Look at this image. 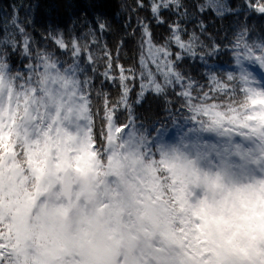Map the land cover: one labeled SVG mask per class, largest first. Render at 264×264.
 <instances>
[{"label":"snow or ice","instance_id":"snow-or-ice-1","mask_svg":"<svg viewBox=\"0 0 264 264\" xmlns=\"http://www.w3.org/2000/svg\"><path fill=\"white\" fill-rule=\"evenodd\" d=\"M245 4L264 15V0ZM195 7L218 16L234 11L226 0ZM182 8V0H135L133 10L150 9L163 24L165 11L187 16ZM138 23L139 75L119 63L116 75L106 45L99 57L73 40L72 62H61L32 47L17 15L11 25L5 19L0 264H264V83L247 67L264 69V33L250 35L241 25L229 42L238 71L199 84L177 64L181 53L197 55L199 37L185 40L186 30L173 22L156 45L148 22ZM53 39L69 48L62 36ZM91 44L99 46L95 38ZM171 45L180 51L174 55ZM218 51L213 45L207 54ZM82 53L93 73L97 60L105 61L99 89ZM13 55L22 66H11ZM137 79V102L147 92L180 88L191 126L175 142L161 138L156 126L137 124L129 103V82ZM104 82L119 85L118 99L103 90ZM121 108L124 122H118Z\"/></svg>","mask_w":264,"mask_h":264},{"label":"trees","instance_id":"trees-1","mask_svg":"<svg viewBox=\"0 0 264 264\" xmlns=\"http://www.w3.org/2000/svg\"><path fill=\"white\" fill-rule=\"evenodd\" d=\"M203 2L204 0H182L186 8L181 11H187L188 15L181 18L175 12L165 11L164 23L160 24L152 17L150 9L134 11L135 0H0V38L4 35L5 19L11 25V18L15 14L24 23L34 49L52 53L61 62L71 63L73 40L81 46L88 45L93 55L99 57H103L101 49L106 45L113 56L114 74L118 75L116 64L119 63L125 68L136 70L139 75L141 28L138 20L148 22L156 45L163 44L169 37V25L179 22L186 30L183 33L184 39L187 40L195 33L201 45L197 47L195 57L181 53L183 58L177 62L179 71L199 84H207L210 75H215L223 81L229 72L238 71L229 51V42L234 39L235 32L241 25L246 24L250 35L264 33V15L249 12L245 0H226L227 5L234 11L223 16H218L211 9L201 13L195 5ZM100 21L106 24V30L103 32L98 29ZM58 36H62L64 42L69 45L67 50L61 49L55 43L53 37ZM93 38L98 41L99 46L91 44ZM213 45H219V51L208 55ZM171 50L174 55L180 51L175 45H171ZM201 55L204 59L200 58ZM24 62L16 55L10 57V64L14 69L22 66ZM80 62L87 68L88 75L93 77L99 89L103 80L101 74L105 68L104 59L97 60L95 73L88 67L84 53L81 54ZM259 72L264 73V69L260 68ZM129 83V103L137 117L138 125L143 123L149 130L151 126H156L160 137L166 142L176 141L191 126L186 119L188 113L182 108L183 100L178 95L179 87L168 89L165 94L147 92L137 102L139 79ZM103 90L109 93L112 99H118V84L104 82ZM236 99L242 100L243 95L237 93ZM95 103L99 106L101 101ZM117 116L118 122L127 120V112L122 108ZM96 123L99 127V117H96ZM152 135L156 136L157 133L153 132Z\"/></svg>","mask_w":264,"mask_h":264},{"label":"rangeland","instance_id":"rangeland-1","mask_svg":"<svg viewBox=\"0 0 264 264\" xmlns=\"http://www.w3.org/2000/svg\"><path fill=\"white\" fill-rule=\"evenodd\" d=\"M250 71L253 72L254 76L256 77V80L260 83H264V73H260V68L256 65H247ZM175 142V140L171 141Z\"/></svg>","mask_w":264,"mask_h":264}]
</instances>
